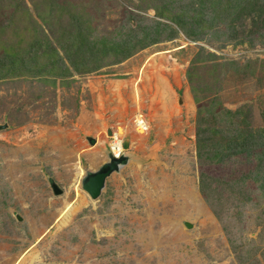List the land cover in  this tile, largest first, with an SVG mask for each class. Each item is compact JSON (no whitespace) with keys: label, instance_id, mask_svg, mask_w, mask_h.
<instances>
[{"label":"rangeland","instance_id":"rangeland-1","mask_svg":"<svg viewBox=\"0 0 264 264\" xmlns=\"http://www.w3.org/2000/svg\"><path fill=\"white\" fill-rule=\"evenodd\" d=\"M0 126V264H264V0H0Z\"/></svg>","mask_w":264,"mask_h":264},{"label":"water","instance_id":"water-1","mask_svg":"<svg viewBox=\"0 0 264 264\" xmlns=\"http://www.w3.org/2000/svg\"><path fill=\"white\" fill-rule=\"evenodd\" d=\"M6 128L5 126H0V129ZM92 143H95V140L92 139ZM109 159L105 162L98 170L96 171H87L86 175L82 179V188L86 191L91 199H98L103 190L106 187L107 179L115 172H119L124 164L128 162V156L123 155L121 158L115 157V155L109 151ZM51 186L56 195L63 194V190L58 186L54 181H51ZM186 225L191 228L192 224L189 222ZM50 264V263H43Z\"/></svg>","mask_w":264,"mask_h":264},{"label":"bare ground","instance_id":"bare-ground-1","mask_svg":"<svg viewBox=\"0 0 264 264\" xmlns=\"http://www.w3.org/2000/svg\"><path fill=\"white\" fill-rule=\"evenodd\" d=\"M120 147V154H121V152H125V148H124V145H123V140L122 141H120L119 143H117V144H115V146H114V148H117V147ZM111 148H112V146H110V150H111ZM116 151V153H118V150L117 149H115ZM125 155V154H124ZM121 157H122V155H121ZM84 175H85V173L83 174V176H82V178L81 179H83L84 178Z\"/></svg>","mask_w":264,"mask_h":264},{"label":"built area","instance_id":"built-area-1","mask_svg":"<svg viewBox=\"0 0 264 264\" xmlns=\"http://www.w3.org/2000/svg\"><path fill=\"white\" fill-rule=\"evenodd\" d=\"M115 149L118 150V153L115 152L116 151ZM111 152L115 155V157H118V158H121V155L123 156L125 154L124 151L121 152V154H120V147L119 146L117 148H111Z\"/></svg>","mask_w":264,"mask_h":264},{"label":"trees","instance_id":"trees-1","mask_svg":"<svg viewBox=\"0 0 264 264\" xmlns=\"http://www.w3.org/2000/svg\"><path fill=\"white\" fill-rule=\"evenodd\" d=\"M81 39H82V38H81ZM86 40H87V39H86ZM81 41H83V40H81ZM84 41H85V40H84ZM87 42L89 43L90 41L87 40ZM81 45H83V43H82ZM121 47H122V46H120V45L118 46V48H119L120 50H122Z\"/></svg>","mask_w":264,"mask_h":264}]
</instances>
